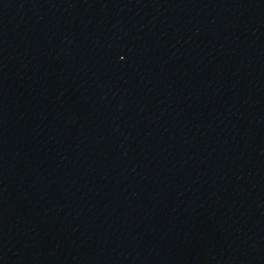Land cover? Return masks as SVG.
I'll use <instances>...</instances> for the list:
<instances>
[{"label":"water","instance_id":"1","mask_svg":"<svg viewBox=\"0 0 264 264\" xmlns=\"http://www.w3.org/2000/svg\"><path fill=\"white\" fill-rule=\"evenodd\" d=\"M0 264H264V0H0Z\"/></svg>","mask_w":264,"mask_h":264}]
</instances>
